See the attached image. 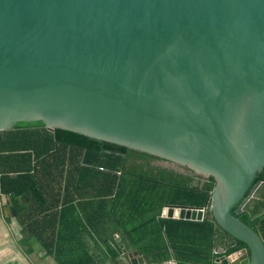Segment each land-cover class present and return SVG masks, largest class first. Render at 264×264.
I'll return each instance as SVG.
<instances>
[{
	"label": "water",
	"instance_id": "95a60500",
	"mask_svg": "<svg viewBox=\"0 0 264 264\" xmlns=\"http://www.w3.org/2000/svg\"><path fill=\"white\" fill-rule=\"evenodd\" d=\"M39 121L213 177L207 208L162 217L211 213L246 246L215 264H264L232 214L262 184L264 0H0V132Z\"/></svg>",
	"mask_w": 264,
	"mask_h": 264
},
{
	"label": "trees",
	"instance_id": "16d2710c",
	"mask_svg": "<svg viewBox=\"0 0 264 264\" xmlns=\"http://www.w3.org/2000/svg\"><path fill=\"white\" fill-rule=\"evenodd\" d=\"M154 160L161 158L64 129L51 131L41 121L20 122L14 129L0 132V192L15 201L32 189L42 194L41 176L58 169L60 163L63 176L66 165L73 163L69 175L75 178L77 172L78 178L83 174L87 179L90 209L104 208L105 215L113 218L112 229L127 247L161 258L144 259L214 264L220 241L225 240L226 254L246 247L227 236L211 213L201 222L161 218L162 209L168 206L207 208L215 180L150 167ZM260 181L258 195L239 214L240 205L235 206L232 214L264 240V170L254 184ZM105 243L104 258L117 263L121 252L114 238L111 243L106 238ZM88 257L93 263L94 258Z\"/></svg>",
	"mask_w": 264,
	"mask_h": 264
},
{
	"label": "crops",
	"instance_id": "0c3cea01",
	"mask_svg": "<svg viewBox=\"0 0 264 264\" xmlns=\"http://www.w3.org/2000/svg\"><path fill=\"white\" fill-rule=\"evenodd\" d=\"M74 165L73 163L68 165L69 167L66 165L63 176H61L62 163L58 169L52 170L48 175L43 174L42 194L32 189L15 201L10 195L0 192V204L7 200L6 213L17 216L24 225L25 242L33 238L38 240L48 250L52 258L51 264H119V259L123 256L121 245L137 260L138 258L161 260L153 255L144 256L137 248L127 247L120 234L112 229L113 218L105 215L104 208L97 205L95 211L90 209L87 179L83 174L78 178L77 172L75 178L69 175ZM150 167L192 175L190 172L179 171L174 164L162 159L152 161ZM77 169L78 165L75 171ZM257 195L256 193L255 197ZM160 217L169 219L162 217V211ZM106 238L110 243L111 238H114L120 249L121 253L116 258L117 263L104 258L107 250ZM220 238L223 239V235ZM25 250L28 251L27 248ZM225 252L226 243L223 240L214 250L217 256L215 260L224 256ZM88 255L94 258L93 263H90Z\"/></svg>",
	"mask_w": 264,
	"mask_h": 264
},
{
	"label": "clouds",
	"instance_id": "9594fccd",
	"mask_svg": "<svg viewBox=\"0 0 264 264\" xmlns=\"http://www.w3.org/2000/svg\"><path fill=\"white\" fill-rule=\"evenodd\" d=\"M6 206L5 199L0 204V264H51L48 250L38 240L25 242L24 225L17 216L6 213ZM165 264H177V261L172 258Z\"/></svg>",
	"mask_w": 264,
	"mask_h": 264
},
{
	"label": "rangeland",
	"instance_id": "374dc122",
	"mask_svg": "<svg viewBox=\"0 0 264 264\" xmlns=\"http://www.w3.org/2000/svg\"><path fill=\"white\" fill-rule=\"evenodd\" d=\"M172 165L174 164V163H171ZM174 167H176L179 171H184V172H186V173H189L188 171H186L185 170V168H183V167H180V166H178V165H176V164H174Z\"/></svg>",
	"mask_w": 264,
	"mask_h": 264
},
{
	"label": "flooded vegetation",
	"instance_id": "af4514ba",
	"mask_svg": "<svg viewBox=\"0 0 264 264\" xmlns=\"http://www.w3.org/2000/svg\"><path fill=\"white\" fill-rule=\"evenodd\" d=\"M184 168V167H183ZM191 174H193V173H191Z\"/></svg>",
	"mask_w": 264,
	"mask_h": 264
}]
</instances>
